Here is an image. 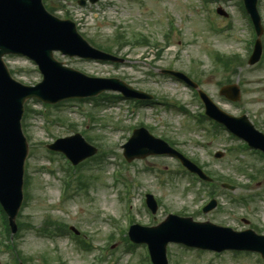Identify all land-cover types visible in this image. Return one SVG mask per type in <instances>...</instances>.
I'll return each mask as SVG.
<instances>
[{"label": "rangeland", "instance_id": "rangeland-1", "mask_svg": "<svg viewBox=\"0 0 264 264\" xmlns=\"http://www.w3.org/2000/svg\"><path fill=\"white\" fill-rule=\"evenodd\" d=\"M44 3L55 9V15L61 18L69 16V19L77 22L82 35L100 46H112L118 32L144 34L152 38L148 47L128 46L120 52L118 55L127 59L124 65L69 59L59 53L56 58L89 76L123 79L155 95L157 104L138 106L118 99L109 102L102 100L96 105L89 100L46 110L35 101L28 103L33 110L43 111L53 119L49 123L32 112L24 118L25 134L30 146L26 170L31 184L28 191L30 197L27 201L25 199L26 205H23L18 220L31 224L32 228L21 232L16 241L24 256L32 258L29 263L91 264L93 261L90 254L80 252L66 236L48 240L38 235L35 229H39L50 218L84 230L89 241L95 239V242L108 249V254L113 249L112 259L102 264H114L115 261L116 264H140V259L143 264H150L145 248L137 250H142L139 258L135 254H127L122 246L129 245L125 236L134 218L127 216L125 227L120 228L119 241L122 244L111 242L110 236L114 230L104 226L101 220L105 215L115 217L118 221L123 218V206L119 200L126 189L114 184L112 177V171L122 169L123 166H114L113 160L115 157H123L122 145L127 142L132 130L141 124L155 136L174 141L178 150L199 161L211 177L228 179L238 189L230 193L218 188L216 192L222 204L205 214L198 209L212 190L204 188V185L193 181L186 174L173 175L179 169L175 159L149 157L133 161L129 163V168H124L123 175L138 187L136 203L139 213H134L137 221L149 225L150 216L142 206V197L149 192L163 202L154 216L156 224L166 218L164 209L167 208L178 214L182 211L185 212L183 215H195L193 218L196 221L228 225L236 231L252 227L264 234V159L252 152L240 151L241 141L228 137L226 131L215 132L208 122L199 126L192 116L181 112L178 106L199 114L204 109L193 91L183 83L158 73L159 69L171 68L191 74L201 81L203 89L223 110L236 117L245 114L264 133V58L257 66L247 65L253 35L241 15L238 0H212L209 4L213 11L222 6L230 15L224 18L214 14L222 28L221 32H213L207 26L204 21L206 15L198 0H101L96 7L86 9L81 8L77 0H44ZM259 4L264 19V0ZM209 24L216 27L212 22ZM168 33L170 37L166 38ZM216 53L240 55L245 60V66L240 67L237 75L231 77L217 67L214 59ZM5 60L14 72V77L25 84L32 85L41 80L40 74L28 59L8 57ZM230 79L234 83L238 82L241 87L242 99L238 103H232L220 95L222 84ZM165 101L169 107L162 104ZM129 109L134 110V113ZM86 116H93L96 121ZM71 123H74L75 128L70 127ZM74 133H81L90 144L106 149L108 158L99 164L91 162L83 165V177L79 175V170L75 171L71 192L76 195L64 205H59V176L49 172L55 170L62 175L63 181V172L68 167L63 158L48 153L47 145L56 138ZM218 151L224 153L223 158H215ZM148 167L151 169L147 170ZM252 177L257 180L254 182ZM79 180L85 182L87 187H80ZM127 194L128 198L126 195L122 198L125 213L131 209L130 192ZM230 194L252 199L249 198L248 205L238 204L230 199ZM243 219L249 220L250 224L246 225ZM170 251V264H264L260 263L255 254H194L175 245H171ZM8 260V255L0 252V264H10Z\"/></svg>", "mask_w": 264, "mask_h": 264}, {"label": "water", "instance_id": "water-1", "mask_svg": "<svg viewBox=\"0 0 264 264\" xmlns=\"http://www.w3.org/2000/svg\"><path fill=\"white\" fill-rule=\"evenodd\" d=\"M36 0H0V59L2 55L10 52H16L17 47L13 46L12 43L7 39V36L12 32V24L13 22H18L19 20L16 18H8V7L11 5V3H21L25 4L26 6H29L28 9H26L25 16H28L29 12L34 9L35 13L28 18L29 20L35 21L39 23L41 26L39 28H36L38 31L35 35L30 37L31 42H42L44 33L47 35L57 36L56 31L59 30L57 28L58 26L52 24L46 16V14L43 12V10H40V6L35 2ZM60 24V23H59ZM2 26L5 28L2 29ZM58 40H61L63 43H55L50 45L48 49V54L50 55V52L52 49L60 48L65 51H70V54H75L83 57H99L97 53H92L89 51H83L81 48H77L73 46L71 43H64L63 39L60 37L57 38ZM73 39V38H72ZM35 55H37V58L40 60L41 64L43 65V68L46 72V81L43 85H41L37 90L32 89H26V88H20L18 90V87L15 84H8L10 89L2 90L0 89V129L5 128L6 124H12L14 121L10 120L9 117H12L15 119V122L20 118L21 113L17 114V116H13L9 113V107H18L21 108L22 104L27 98H31L34 96H41L45 100L50 102H57L64 98H69L70 94H65L58 97H50L46 92L44 91V88L50 87V86H57L60 83V76H57L53 78L51 76V72L47 69L46 61L42 58L41 54H38L36 51H31ZM0 67L4 68L1 61H0ZM6 71V70H5ZM1 78V75H0ZM124 86V85H123ZM124 91V90H123ZM46 94V95H44ZM138 93H134V95H137ZM232 98H238L237 94L231 95ZM225 115V114H224ZM228 118H231L227 115H225ZM241 119L233 120V121H240ZM244 123H248L246 119H242ZM14 139V138H10ZM76 138L69 139L75 140ZM1 141V138H0ZM16 144L14 147H11V151L6 152L3 150L2 142L0 144V151H1V163H0V194L2 198L4 199V202H6L5 198L11 196L12 189L14 190V194L19 196V199L17 201L16 207L14 211L12 212V215H14L17 211V208L20 204V196H21V182H18L16 175L14 174V169H19L23 166V162L27 155V145L24 141V139L19 135L14 140ZM254 145V144H253ZM262 149H264V145H260ZM56 148L59 149V146H56ZM89 155L92 154V151L88 153ZM84 158V156L82 157ZM8 205V204H7ZM14 217V216H13ZM188 223H191L190 220H186ZM209 224H203L201 226H206L208 228L216 229L215 227L208 226ZM166 226L164 224L160 229H163ZM180 241L184 242L191 246H197V247H205V248H211L216 250H221L222 248L217 247H211L208 245H205L203 243L194 241L188 237H182V236H175V237H169L164 240V242L161 244L160 248L162 250V256L164 258L165 255V246L170 241ZM232 248H251L254 249V247H240L237 245L229 246ZM152 248L154 250V245L152 244Z\"/></svg>", "mask_w": 264, "mask_h": 264}, {"label": "bare ground", "instance_id": "bare-ground-1", "mask_svg": "<svg viewBox=\"0 0 264 264\" xmlns=\"http://www.w3.org/2000/svg\"><path fill=\"white\" fill-rule=\"evenodd\" d=\"M4 28L5 27L2 26V29H4ZM11 28H12V31L16 32V33H22L25 29H27L26 26H18V25H12ZM40 48L43 49V46L40 45ZM5 74H7L5 69L0 67V75H5Z\"/></svg>", "mask_w": 264, "mask_h": 264}]
</instances>
